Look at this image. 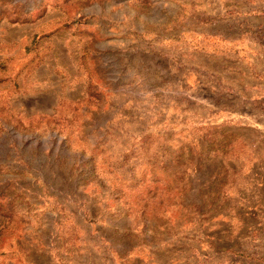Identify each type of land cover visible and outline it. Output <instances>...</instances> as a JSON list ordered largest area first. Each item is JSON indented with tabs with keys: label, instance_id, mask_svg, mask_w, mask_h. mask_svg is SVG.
Masks as SVG:
<instances>
[{
	"label": "rangeland",
	"instance_id": "obj_1",
	"mask_svg": "<svg viewBox=\"0 0 264 264\" xmlns=\"http://www.w3.org/2000/svg\"><path fill=\"white\" fill-rule=\"evenodd\" d=\"M0 264H264V0H0Z\"/></svg>",
	"mask_w": 264,
	"mask_h": 264
}]
</instances>
